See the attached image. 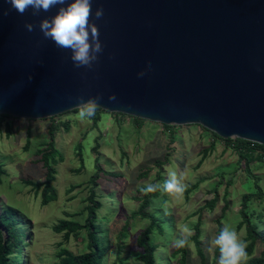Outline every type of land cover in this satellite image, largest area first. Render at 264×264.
Returning a JSON list of instances; mask_svg holds the SVG:
<instances>
[{
  "label": "water",
  "instance_id": "water-1",
  "mask_svg": "<svg viewBox=\"0 0 264 264\" xmlns=\"http://www.w3.org/2000/svg\"><path fill=\"white\" fill-rule=\"evenodd\" d=\"M59 7L20 15L0 0V114L47 119L100 95L109 113L264 147V0H92L103 46L92 68L37 27Z\"/></svg>",
  "mask_w": 264,
  "mask_h": 264
},
{
  "label": "rangeland",
  "instance_id": "rangeland-1",
  "mask_svg": "<svg viewBox=\"0 0 264 264\" xmlns=\"http://www.w3.org/2000/svg\"><path fill=\"white\" fill-rule=\"evenodd\" d=\"M78 112L56 115V122L68 121L69 127L65 130L59 126L54 136V146L62 159L54 165L51 183L55 198L45 205L40 204V194H35L22 180H43L45 169L35 151L48 140V120L12 117L0 121V164L4 170L0 175V209L12 207L23 222L18 264H58L55 254L59 248L74 254L84 251L85 240L81 236L69 234L64 239L63 232H54L51 227L59 219L83 220L84 198L91 185L87 181L95 173V185L91 187L100 202L95 224L105 234L104 264L139 263L136 255L140 249L135 239L147 220L132 216L140 203L134 197L141 195V189L149 182L163 184L173 170L185 176L187 189L196 182L197 185L181 200L159 191L144 209L164 220L162 231L154 230L151 234L158 264H179L181 253L172 254L176 249L173 241L180 236L181 226L187 224L193 230L196 221L204 264H218L219 250L211 246V240L225 223L236 229L241 196L257 188L261 196L250 197L247 211L258 230L264 232V153L260 150L254 151L253 158L246 163L196 124L174 126L170 142L162 124L144 120L137 125L127 116L106 111L93 124L92 118L81 120ZM211 145L202 157L201 151ZM165 157V164L153 165L154 159ZM95 159L99 172L94 168ZM213 197L216 200L212 207L200 210ZM236 230L243 239L244 227ZM123 231L125 234L120 236ZM78 235L84 236L83 232ZM185 249V264H202L192 242ZM261 250L256 243L248 259L259 256ZM13 257L16 259L15 254Z\"/></svg>",
  "mask_w": 264,
  "mask_h": 264
},
{
  "label": "trees",
  "instance_id": "trees-1",
  "mask_svg": "<svg viewBox=\"0 0 264 264\" xmlns=\"http://www.w3.org/2000/svg\"><path fill=\"white\" fill-rule=\"evenodd\" d=\"M79 108L73 109L70 112H76ZM105 112L99 108H97L95 116L92 117L93 124L97 121L100 113ZM64 114V113H63ZM112 115L119 116H127L119 113H111ZM134 120L137 125L143 123L144 120L138 119L135 117L127 116ZM5 118L14 119L8 115L0 114V121ZM56 116L47 118L48 125L46 127L47 133V141L44 143L43 147L37 149L35 154L38 156V160L41 162L42 166L45 169V173L43 176V180L41 181H33L30 179L22 180V183L26 186H29L30 189L33 190L35 194H40V204L45 205L49 201L55 198V190L52 186V181L54 179V165L62 159L60 151L54 146V136L59 128L62 126L65 130L68 129V121H55ZM162 129L168 131V135L170 136L169 141L172 142V130L174 126L169 125H160ZM200 129H204L203 127L197 125ZM209 132V131H208ZM5 133L8 135L10 133V125L7 124L5 126ZM213 138L220 140L224 143L228 148L234 151L239 159H244L246 163H248L252 158V153L256 150H260L261 153H264V147L253 142L241 140V139H221L217 137L212 132H209ZM27 143V142H26ZM212 145L208 149H203L201 151V156L204 157L207 151H210ZM201 157V158H202ZM167 162V158L164 159H154L153 165L160 167L162 164ZM199 164V161L198 163ZM94 168L99 172L100 167L97 163V159H95ZM4 172L2 165L0 164V175ZM144 174V171L141 175ZM97 175L95 173L92 175L87 183L91 184L88 188V194L84 198V202L86 204L82 208V212H84V217L82 221H78L76 219H59L56 224H54L51 228L54 232H63V238L67 239L69 234L74 236H81L82 240H85L84 251L78 253H72L65 248H59L55 254V257L58 259V264H104L105 257L103 258V254L107 250L106 240L104 231L99 229L95 224V220L97 217V210L100 208V202L96 199L95 192L91 186L95 185L94 178ZM156 176L158 179L161 178L159 171H156ZM161 180V179H160ZM197 182L191 185L184 195L186 196L187 192L191 189L195 188ZM160 194L159 191L155 193H151L145 195L141 192V195L135 196L134 198L138 200L140 203L136 211L132 212V216L137 215L140 218H144L147 220V224L139 231L136 236L135 242L139 247V253L136 255L138 264H158L154 257V250L156 245L151 242V234L154 230L157 232L162 231V222L164 221L162 218L154 215L153 213H147L144 209L149 205L151 198H156ZM261 191L257 188V191H252L248 194H243L241 196V204L238 209V213L240 216L239 222L236 224V229H239L241 226L244 227V240L247 241L248 248V256L252 253L254 246L256 243L260 244L262 250L259 253V256L248 259L246 264H264V232H261L257 228V224L251 221L250 214L247 211V204L250 200V197H260ZM216 197H213L209 202L200 207V210L205 206L212 207L215 202ZM226 207V204L222 207V211ZM83 214V213H82ZM217 228H220L219 221H217ZM199 223L196 221L193 225V234L190 237V242L194 244L197 254L200 257V261L204 264V257L199 247ZM23 222L22 219L19 218V215L14 211L12 207H5L0 209V264H18L17 259L19 258L20 252V244L23 241V232L22 228ZM124 230V228H123ZM83 232V235H78ZM124 231L119 235L123 236ZM174 252H180V261L179 264H185V253L186 249H175ZM15 254V257H13ZM19 261V260H18Z\"/></svg>",
  "mask_w": 264,
  "mask_h": 264
},
{
  "label": "clouds",
  "instance_id": "clouds-1",
  "mask_svg": "<svg viewBox=\"0 0 264 264\" xmlns=\"http://www.w3.org/2000/svg\"><path fill=\"white\" fill-rule=\"evenodd\" d=\"M12 8L20 15L32 9L33 15L41 11L48 12L53 7L61 5L51 18H44L39 21L37 27L43 37L51 40L57 48L69 50L70 59L74 67L92 68L103 51L99 39V29L91 22L92 0H9ZM104 12L102 8L95 10V18L101 19ZM28 32L34 31L31 23H25ZM143 76L141 71L137 74ZM31 80V76L28 77ZM79 108L78 117L81 120L90 119L95 116L97 108L101 106L102 96H92L85 100L77 97ZM109 101H115V94L108 96ZM185 176L178 174L175 170L168 173L167 179L160 183H147L141 191L145 194L163 191L176 200H181L187 190ZM193 230L187 225L180 228V236L173 241V246L182 249L188 246ZM211 246L219 250L218 264H246L248 260V244L242 239L235 227L225 223L219 234L211 240Z\"/></svg>",
  "mask_w": 264,
  "mask_h": 264
}]
</instances>
